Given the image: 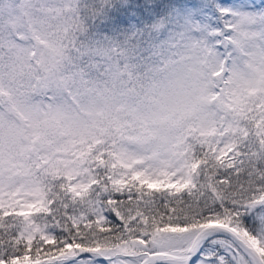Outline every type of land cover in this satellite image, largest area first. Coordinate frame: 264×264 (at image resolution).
<instances>
[{
  "label": "snow or ice",
  "instance_id": "obj_1",
  "mask_svg": "<svg viewBox=\"0 0 264 264\" xmlns=\"http://www.w3.org/2000/svg\"><path fill=\"white\" fill-rule=\"evenodd\" d=\"M0 264H264V0H0Z\"/></svg>",
  "mask_w": 264,
  "mask_h": 264
},
{
  "label": "rangeland",
  "instance_id": "obj_2",
  "mask_svg": "<svg viewBox=\"0 0 264 264\" xmlns=\"http://www.w3.org/2000/svg\"><path fill=\"white\" fill-rule=\"evenodd\" d=\"M228 2H232V0H228ZM237 2H238V0H237ZM258 2H259V0H258Z\"/></svg>",
  "mask_w": 264,
  "mask_h": 264
}]
</instances>
